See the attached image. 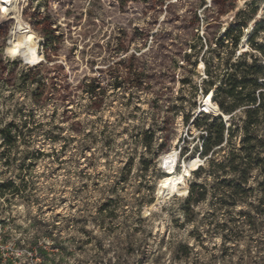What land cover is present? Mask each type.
Wrapping results in <instances>:
<instances>
[{
  "label": "rangeland",
  "instance_id": "obj_1",
  "mask_svg": "<svg viewBox=\"0 0 264 264\" xmlns=\"http://www.w3.org/2000/svg\"><path fill=\"white\" fill-rule=\"evenodd\" d=\"M157 1L161 5L154 0L148 3L141 0H27L25 6L20 0L21 17L34 32L38 33L35 28L53 30L52 40L56 43L58 58L60 60L63 56L64 60V63L59 60L57 63L66 72V84L72 88L60 95L49 94L39 103L34 101L33 92L44 62L24 71L19 56L13 59L3 55L13 22L8 19L11 16H5V11L0 8V96L11 89L4 98L5 103L14 102L17 93L25 92V99L30 100V104L20 102L0 116V186L8 182L19 186L17 192L10 187H0V264H21V261L23 264H264V119L254 127L255 149L247 166L233 163L232 166L237 165V171L232 172L228 157L231 152H239L243 137L240 133H244L246 119L244 110L239 115L238 109L233 112L232 119L226 123L228 130L225 125L222 144L213 146L207 155L220 156L224 148H228L225 160H215L222 162L223 168L213 172L211 166L208 169L200 166L191 173L194 179L190 180L188 189L192 183L202 185L204 199L186 205L187 196L179 197L178 193H173L171 198L183 202L175 209L167 205L160 208V213L167 212L170 220L161 228L160 213L152 208L168 191L166 178L170 174H165L157 185L145 184L152 162L142 157L140 169L134 173L135 157L129 156L126 162L121 159L122 153L116 150L121 146L117 144L120 133L114 132L100 116L105 99L116 93L126 101L124 107L130 106L132 100L142 103V94L154 89L163 88L172 93V96L163 97L165 102L174 99L175 103H169L163 109L168 116L162 126L133 131L129 135L128 139L137 145L138 151L139 144L145 145L150 137L151 144L154 142L156 132L169 131L174 123L172 115L183 111L186 104L192 109L199 107L201 111L211 105L212 110L202 112L213 116H202L200 111L196 119L191 120L194 113L185 112V126L191 121L193 127L208 130L218 124V117H222L213 109L216 106L213 95L223 96L218 88L228 74L235 72L233 65L245 62L248 66L255 62L257 67L264 68V58L250 47L248 41L254 32V23L264 21L258 6L252 8L255 10L252 16L240 7L241 0H211L210 6L208 0H173L170 4L168 0ZM164 13L167 16L160 20ZM195 17L198 24L193 23ZM142 18H146L143 27L137 23ZM211 18L219 23L217 27L216 24L206 27ZM245 19L247 23L240 29L236 49L230 39L215 44L224 29ZM109 25H112L111 31H102ZM156 28L160 30L153 31ZM234 29L233 35L239 30L237 26ZM93 35L100 39L89 47V38ZM105 39L115 40L117 46L113 48L111 42L102 43ZM254 42L264 48V32L257 33ZM69 43L71 47L65 53V46ZM81 43L84 47L80 46ZM42 44L43 39L38 44L39 54ZM105 52L131 53L116 61H125L123 65L129 68L130 75L127 69H123L118 74L122 78L114 79L109 70L97 67L100 63L97 53L103 55ZM202 62L207 65L204 64L203 78H200ZM78 74L82 79L74 85L72 77ZM105 76L110 81L107 88L103 86ZM255 77L259 84L255 90L258 96L259 91L264 94V71ZM92 80L100 84L103 92L97 109L91 108L90 99L75 88ZM54 82L58 88L63 86L56 78ZM115 82H120V86L114 87ZM201 96L204 104H201ZM140 103L129 114V120L136 118L135 112L141 111ZM80 104H85L86 124L80 120L81 113L73 110ZM150 104L154 110L161 108L159 97L152 99ZM49 105L53 106V111L40 120L39 111ZM8 115L13 119L7 120ZM136 128L139 129V125ZM122 131L127 134L129 130L124 127ZM69 132L72 135H68ZM5 133L11 136L9 142L4 141ZM77 136H82V140L78 142ZM237 137L238 146L234 143ZM170 140L171 137H165V141ZM59 142L63 143L56 151L54 145ZM167 142L160 144L158 152H163ZM122 144L127 145L128 141ZM150 145L145 147L150 148ZM129 148L131 145L125 148V152ZM184 150L185 153L189 151L187 147ZM98 161L101 169L110 168L113 163L122 164L119 176L111 186L106 184L107 172L95 171ZM41 165L50 170L37 175L36 169ZM253 173L256 179L249 184ZM206 176H212L215 182L205 184L201 177ZM134 177L140 183L130 194L136 204L129 212V201L121 193H128ZM73 180L80 181L75 188L72 187ZM239 180H245V183L240 184ZM41 183L44 188H40ZM58 183H63V187L58 188ZM161 187L158 197L157 188ZM89 190L103 197L95 205V214ZM144 192L148 196L142 195ZM41 193H46L43 198ZM205 203L207 208L201 215L198 209ZM21 209H24L22 214ZM31 209H35V215ZM122 215L124 220H121ZM188 224L196 226L183 237ZM178 235L182 238L177 239ZM245 240L248 246L240 249L239 244ZM209 241H212L211 245ZM9 243H12V249H9ZM15 252H22L24 256H16Z\"/></svg>",
  "mask_w": 264,
  "mask_h": 264
},
{
  "label": "clouds",
  "instance_id": "obj_2",
  "mask_svg": "<svg viewBox=\"0 0 264 264\" xmlns=\"http://www.w3.org/2000/svg\"><path fill=\"white\" fill-rule=\"evenodd\" d=\"M20 2V0H3V5L6 9L5 16H7L8 12H14L17 17V24L13 26L12 29V39L8 40L7 47L4 48L3 55L7 57H11L13 59L16 58V56H19L23 60V64L21 65V68L24 71H27L28 68L32 65L40 64L42 61L48 66L51 67L52 65L48 64L47 61H45L44 58V52L43 49H40V54H37L38 51V44L39 41L43 39V36L32 32L31 29L28 27L26 23L23 22V20L20 19V12L19 9L16 7L17 3ZM173 0H168V3H172ZM23 4L26 6L27 0H23ZM211 5V0H208V6ZM167 5H165L166 7ZM191 6V5H189ZM254 6H258L262 11L261 15H264V0H241L240 7L244 9L246 13L249 15H253L252 8ZM201 15H204L203 9L200 10ZM151 15V14H149ZM167 16V13H164L159 17L160 20H164ZM131 18V17H130ZM231 18V17H229ZM146 18H142L140 20H137V23H140L143 27V20ZM61 23H64L63 20H61ZM112 25H109L107 29H102V31H111ZM251 29V25H249V30ZM63 30V29H61ZM159 28L153 29V31H159ZM25 33H29L28 36H25ZM100 37L97 35H93L89 38L90 42L88 44L89 47H91L92 43H95L97 40H99ZM77 41H72L71 43H76ZM111 42L113 48L117 46V42L115 40L108 41L105 39L102 41V43L107 44ZM71 43L66 44L65 46V53L67 52L68 48L71 47ZM81 47H84V44H80ZM151 47V44H149ZM144 51H147V49H144ZM131 53H116V52H105L103 55H100L97 53L98 59L100 63L97 64V67H103L106 70H111L115 67L116 61L125 59L127 55H130ZM59 63H64L63 56H61ZM203 68L204 64L201 63V71H200V78H203ZM96 76H100L99 73H94ZM73 84L80 82V79H82V75H74L72 77ZM103 80V86L107 88L109 85V79L105 76L102 78ZM197 83L199 84V79L197 80ZM5 91L3 93V96H0V116H3L4 113L10 109L16 107L20 102H23L25 104H30V100L25 99V96L27 93H17L16 94V100L14 102L9 101L8 103L4 102V98L9 95V92ZM129 91H135V89H130ZM187 94V93H185ZM172 96L173 94L170 92H166L163 88L159 91H156L155 89L152 92H145L142 94L143 96V102L140 103L137 100H132L131 105L128 107H124L123 105L126 103V101L123 99V97L116 93L115 95H110L105 99L104 104V110L100 113V116L103 117V121L108 122V126L114 130V132L120 133L119 139L117 141L118 145H121L116 150L120 151L122 153L121 159L125 162L127 161V158L129 156H134L136 160V167L133 169V172L136 173L140 169V160L142 157H147L148 160L152 162L151 168L149 169L147 176L148 179L144 181L145 184H151V185H157L161 182V179L165 177V174H170L167 176V183L166 187L168 189L167 192L164 193L163 198H158L157 203L153 205L152 211L156 213H160V208L167 205L170 206V208L175 209L180 203L183 202L182 199H174L171 198L173 193H178L179 197H184L188 195V184L191 179H194V177L191 175L193 169L198 168L200 166H203V168L208 169L209 168V160L215 159L217 161L225 160L228 156V148H224L223 153L220 156H212L211 154L209 156H204L201 158V152L198 151V149L202 146V141L200 137L207 136V131L204 127L195 128L192 126L191 121H189L188 125L185 126L184 123V113L185 112H193L194 114L191 117V120L196 119V114H198L201 111V108L197 107L196 109H192L190 104L184 105V110L172 115V120L174 123L172 124V127L169 129V131L161 133L156 132L155 140L150 145V148H146L143 143L139 144V150L136 151L137 145L133 144L131 140L128 139L129 135L133 131H144L149 128H158L162 126V121L168 116V113L164 112L163 109L168 107L169 103H175V100L165 102L163 97ZM160 98L161 108L159 110H154L152 105L150 104V101L154 98ZM85 103H88V101L85 98ZM137 103H140L141 111L135 112V117L131 120L128 119L129 114L133 113L134 108ZM205 101L203 100V97L201 96V104H204ZM85 104H80L79 107H74V112L81 113L80 120L87 123L88 117L83 114ZM63 110L62 108L60 109ZM204 111H210L212 110V106L209 105L207 108L203 109ZM53 111V106L49 105L46 108H43L39 111L38 118L40 120H44V118ZM243 110L238 109L237 115H239ZM153 117H155V121H153ZM13 116L8 115L7 120H12ZM139 125V129L136 128V126ZM124 127L128 128V133L125 134L122 129ZM68 135H72V133H67ZM97 134H99V126L97 127ZM227 135V134H225ZM171 137L170 142L165 141V137ZM240 136H243V132L240 133ZM82 136H77V141H81ZM123 141H128L127 145H123ZM187 141V143H185ZM162 142H167V147L163 150V152H158L159 146ZM63 142H59L54 145L56 151H59ZM237 146L239 145V137H237L236 141L234 142ZM131 145V148L127 152H125V148H128V146ZM39 146V145H35ZM187 147L188 152H183L182 150ZM50 150V149H49ZM96 155H99V152L96 153ZM189 157H194L193 159H188ZM99 161H98V167L95 171H105L109 174V178L106 181L107 186H111L113 180H115L119 176V170L122 167V164H115L113 163V166L107 169H101L99 167ZM50 169H46L41 165L38 169H36V174L38 175L40 172H44L45 174ZM93 171V170H89ZM230 175H232L230 173ZM256 179L255 173H253V179L249 180L248 183L252 184L254 183ZM201 181L204 182L207 185H211L214 183V179L212 176H206L201 177ZM79 180H73L72 187L75 188L79 185ZM132 186L129 187L128 193H121V195H124L125 199L129 201V212H132V209L135 207L136 201L135 199L130 195L135 188L136 185L140 183L138 179L135 177L132 180ZM179 186V187H177ZM58 188L63 187V183L57 184ZM40 188H44V184H40ZM162 191L161 188H157V196L159 197V193ZM46 193H41V198ZM106 194V193H105ZM89 195L92 197V205H93V214H95V205L99 202L100 199L103 197L100 195H97L96 193L89 190ZM144 196H148L147 192L142 193ZM49 199H51L49 197ZM255 202V201H254ZM242 207L244 205H241ZM207 205L202 204L198 211L201 215H203V212L206 210ZM208 211H211V209H207ZM24 209L20 210V213L22 214ZM33 215L36 214L35 209H31ZM71 214V213H66ZM133 215L135 213L133 212ZM45 218V217H42ZM125 216H121V220H124ZM181 219L183 220V216H181ZM159 220L161 222V228H163V225L169 224V215L167 212L160 213ZM118 221L117 223H119ZM195 224H188L187 228H185L184 233L182 234L183 237L187 236V232L189 229L195 227ZM99 234V233H98ZM182 238L180 235L177 236V239ZM264 238V236H262ZM212 241H209V244L211 245ZM216 243H219V240L216 241ZM248 246L247 241L239 244L240 249H245ZM9 249H12L13 245L12 243H9L8 245ZM16 256H24V253L22 252H15ZM21 264H23V261H21Z\"/></svg>",
  "mask_w": 264,
  "mask_h": 264
},
{
  "label": "trees",
  "instance_id": "obj_3",
  "mask_svg": "<svg viewBox=\"0 0 264 264\" xmlns=\"http://www.w3.org/2000/svg\"><path fill=\"white\" fill-rule=\"evenodd\" d=\"M135 1V0H134ZM144 3H148L149 1L153 0H141ZM156 1V4L161 5L160 1ZM226 1V0H224ZM3 4H0V8L3 11H6L4 7H2ZM19 5V12H20V4ZM16 5V7L18 6ZM255 13V10L252 11ZM8 15L11 16V18H8L9 20H12V27L14 24H17V17L14 12H8ZM214 15L215 13H211ZM254 15V14H253ZM252 15V16H253ZM20 19L25 22L28 27L31 29L32 32L34 30L31 28V26L21 17ZM194 24H198L197 17L194 18ZM247 20L245 19L243 22H238V24H230L224 31L222 32V37L217 41L215 44H221L223 40L230 39L231 44L233 48H237V45L239 43L240 37H241V31L242 28L246 25ZM15 24V25H16ZM216 24L219 25L217 21H215L214 18H211L208 21V26H212ZM237 26L238 32L233 35L234 28ZM11 27V28H12ZM35 28V26H33ZM205 27V29H206ZM35 30L38 32V34L43 36V44L42 49L44 52V58L45 61L48 62V64L52 65L51 67H48L45 63L41 64L42 71L39 72L37 75L39 78L35 81L36 88L33 92V98L34 101L39 103L43 102L49 94L52 96L60 95L62 92H67L72 90L71 86L69 84H66V72L62 69L59 63L57 61L59 60L57 49H56V43L52 40L54 38V33L51 28H47V30H40L38 28H35ZM253 34L249 37V45L253 50L258 51L262 57L264 58V48L254 42V36L257 33L264 32V21L263 22H255L253 26ZM207 36V31L204 30L203 32ZM28 36L29 33H25V36ZM208 37V36H207ZM37 54L39 55V46ZM21 59V58H20ZM22 60V59H21ZM23 61V60H22ZM125 61H118L116 62V65L113 69L109 70V73L113 75L114 79L116 78H122L118 74L123 72V69H127L130 75V70L125 65H123ZM205 66L207 65L206 62H204ZM243 67V69H239V67ZM234 73H230L226 76L225 81L222 83L223 85L218 88V91H221L223 96L221 98H218V94L213 95V99L216 97V106H214L211 102V104L214 106V111L218 110L217 116H224V118H227L226 123H228V120H231L233 117V112L237 109L244 110L246 119L244 120L243 124V137L241 139V147L239 148V152H231L228 157V163L231 165V171L236 172L237 171V165L232 166L233 163H237L240 165L247 166L248 162L251 159V155L255 149V145L253 144L254 141V127L258 126L261 123V119H264V94L263 91L257 92L258 96L255 94V90L258 89L259 84L256 82L257 75H260L263 73L264 68L263 67H257L255 62L251 65H246L245 62H236V64L233 65ZM249 74H251L253 77L250 78ZM129 76H127L128 78ZM58 79L63 83L62 90L61 87L58 88L56 86L54 79ZM134 78V76H132ZM120 82H115L114 87H119ZM264 86V84H262ZM80 89L91 101V108H99L102 101V94L100 84L98 82H95V80H92L87 83H81L78 87H75ZM260 90H263L262 88ZM262 95V98L259 96ZM216 112V111H215ZM200 115L202 116H208L213 114L210 113H203L200 112ZM219 123L213 124L207 131V136L203 138V135L201 136L202 140V146L200 148L201 155L207 156L211 148L213 146H219L223 142V133L225 130V123L222 121L220 117H218ZM187 121V118H186ZM228 130V128H226ZM11 139L10 134H4V141L9 142ZM152 142V137H150L146 142L145 146H149ZM184 150L183 152H185ZM212 155V154H211ZM209 166L213 168V172L215 170H220L223 168L222 162H216L215 159L209 160ZM200 168V167H199ZM198 168V169H199ZM194 172V170L192 171ZM239 183L243 184L245 183V180H239ZM0 187H10L13 192L19 191V186H16L12 182H8L7 184L1 185ZM230 187V186H227ZM239 187V186H238ZM234 193H236L235 189H233ZM205 196V190L202 185L192 183L189 186L188 195L185 199V204H196L199 201L203 200Z\"/></svg>",
  "mask_w": 264,
  "mask_h": 264
},
{
  "label": "bare ground",
  "instance_id": "obj_4",
  "mask_svg": "<svg viewBox=\"0 0 264 264\" xmlns=\"http://www.w3.org/2000/svg\"><path fill=\"white\" fill-rule=\"evenodd\" d=\"M17 8H18V6H17ZM16 24V23H15ZM14 24V25H15ZM12 29H13V27L10 29V32H9V36H8V40H10V39H12V35H11V33H12ZM27 36V35H26ZM216 111V113H218V110H215ZM223 118H224V116H222ZM225 119V118H224Z\"/></svg>",
  "mask_w": 264,
  "mask_h": 264
},
{
  "label": "built area",
  "instance_id": "obj_5",
  "mask_svg": "<svg viewBox=\"0 0 264 264\" xmlns=\"http://www.w3.org/2000/svg\"><path fill=\"white\" fill-rule=\"evenodd\" d=\"M203 109H204V108H202V111H204ZM202 111H201V112H202ZM203 113H205V112H203ZM223 119H224V118H223ZM223 121H224V123H225V125H226V128H227V127H228V125L226 124V121H225V119H224Z\"/></svg>",
  "mask_w": 264,
  "mask_h": 264
}]
</instances>
